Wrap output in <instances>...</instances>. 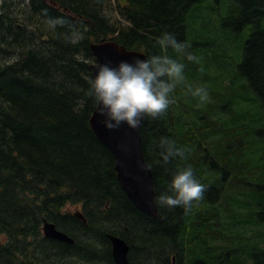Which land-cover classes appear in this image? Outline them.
I'll return each instance as SVG.
<instances>
[{
    "label": "trees",
    "instance_id": "16d2710c",
    "mask_svg": "<svg viewBox=\"0 0 264 264\" xmlns=\"http://www.w3.org/2000/svg\"><path fill=\"white\" fill-rule=\"evenodd\" d=\"M213 1L0 0V264H116L110 236L131 264H264V0ZM218 22L235 66L214 50ZM165 32L186 44V80L165 113L144 116L145 157L156 195L188 165L207 187L188 210L156 202L158 219L124 191L87 90L93 43L175 59ZM200 84L204 104L186 88ZM162 138L187 158L164 163ZM47 221L74 243L45 237Z\"/></svg>",
    "mask_w": 264,
    "mask_h": 264
},
{
    "label": "clouds",
    "instance_id": "9594fccd",
    "mask_svg": "<svg viewBox=\"0 0 264 264\" xmlns=\"http://www.w3.org/2000/svg\"><path fill=\"white\" fill-rule=\"evenodd\" d=\"M157 43L162 51L171 49L177 53V58L154 54L143 59L137 57L131 62L121 60L115 65L111 62L97 64L95 74L88 78L87 96L93 100L99 122L106 129L115 130L122 124L137 129L144 116L155 118L175 103L172 94L186 80L185 64L180 59L186 44L167 32L157 38ZM186 59L198 62V57L191 53L186 55ZM186 88L198 104L210 100L206 84L187 85ZM161 146L164 163L173 158L186 159L190 152L186 147L177 146L170 138H162ZM206 187L196 178L195 169L188 165L178 168L167 183L166 190L154 199L162 207L188 210L194 202L202 199Z\"/></svg>",
    "mask_w": 264,
    "mask_h": 264
},
{
    "label": "water",
    "instance_id": "95a60500",
    "mask_svg": "<svg viewBox=\"0 0 264 264\" xmlns=\"http://www.w3.org/2000/svg\"><path fill=\"white\" fill-rule=\"evenodd\" d=\"M96 63L91 66L93 75L97 64L111 62L113 65L121 60L133 61L139 57H146L144 53L128 50L112 40L101 41L92 47ZM100 117L94 111L91 125L99 140L105 144L116 160V172L118 179L132 200L134 205L142 212L158 219H162L154 197L156 196L154 175L152 168L146 160L143 140L142 126L131 129L122 124L118 129L108 130L100 124ZM82 219L80 213L76 214ZM44 235L48 238L73 244L74 240L67 234L59 231L54 223L46 222ZM113 257L116 264H131L129 260L130 246L127 242L117 236H110Z\"/></svg>",
    "mask_w": 264,
    "mask_h": 264
},
{
    "label": "rangeland",
    "instance_id": "374dc122",
    "mask_svg": "<svg viewBox=\"0 0 264 264\" xmlns=\"http://www.w3.org/2000/svg\"><path fill=\"white\" fill-rule=\"evenodd\" d=\"M210 2H214L213 0H210ZM216 30H221L222 31V34L221 33H217V35L215 36V39L217 41V44H215L214 46V50L216 51V53L219 51V54L224 57L225 61L229 62L230 64H232L233 66H235V64H238L239 63V52H237L236 54L234 53V47L233 45L234 44H231L228 40H225L226 39V36L225 34H229L231 35L232 37V40H233V35H232V32L230 28H225L222 24H220L219 22L217 23V25L215 26ZM224 38V41H222ZM235 42V40H233ZM233 42V43H234ZM236 48V47H235ZM221 56H220V62H223L221 60ZM235 56L237 58H235ZM212 74V73H211ZM212 77H214V74L212 75ZM216 77V76H215ZM227 80V84H228V79ZM225 80V82H226ZM193 87H195L196 85H191ZM190 110V109H189ZM189 112V111H187Z\"/></svg>",
    "mask_w": 264,
    "mask_h": 264
},
{
    "label": "bare ground",
    "instance_id": "6f19581e",
    "mask_svg": "<svg viewBox=\"0 0 264 264\" xmlns=\"http://www.w3.org/2000/svg\"><path fill=\"white\" fill-rule=\"evenodd\" d=\"M104 40H106V39H104ZM104 40H102V41H104ZM112 41H115V40H113V39H111ZM101 42V41H100ZM116 43H118L117 41H115ZM99 43V42H98ZM95 44H97V43H93L92 45H91V51H92V47H93V45H95ZM119 44V43H118ZM119 45H121V44H119ZM121 46H123V45H121ZM125 47V46H124ZM134 51H137V52H141V53H144L143 51H139V50H134ZM93 53V52H92ZM145 55H146V53H144ZM93 56H94V54H93ZM147 56V55H146ZM94 58H95V56H94ZM96 63V59L94 60V62L91 64V66L92 65H94ZM91 66H90V70H91ZM91 72H92V70H91ZM93 73V72H92ZM188 109H190L189 107H188ZM48 222V221H47ZM46 223V222H45ZM44 226V225H43Z\"/></svg>",
    "mask_w": 264,
    "mask_h": 264
}]
</instances>
